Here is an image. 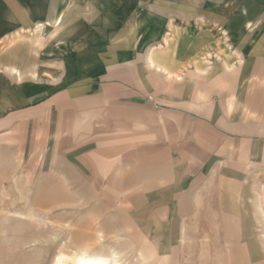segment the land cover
Returning <instances> with one entry per match:
<instances>
[{"label":"rangeland","instance_id":"rangeland-1","mask_svg":"<svg viewBox=\"0 0 264 264\" xmlns=\"http://www.w3.org/2000/svg\"><path fill=\"white\" fill-rule=\"evenodd\" d=\"M166 1L159 0L157 14L142 11L135 35L118 38L119 46H111L112 52L106 47L103 54L110 68L97 75L104 84L119 83L114 88L125 102L124 122L112 116L95 121L94 141L81 146L77 134L65 131V118L52 109L47 116L44 107L34 109L39 100L23 102L15 107L19 110L0 117V264H198L201 259L213 264L219 237L223 244L231 237L253 240L255 254L264 255V213L257 216L262 228H211L208 223L217 216L219 220L221 206L213 189L229 188L230 183L214 180L212 172L207 179H198L203 167L190 170L186 162L191 161L182 160V148L199 142L198 130H193L198 127L196 119L211 120L193 114L195 109L214 112L224 91H235L233 81L221 85V75L235 76L234 62H224L221 56L227 53L214 54L213 33L206 34L213 29L221 34H229L228 29L248 32L253 2L172 0L171 19ZM223 40L230 43L229 35ZM176 102H191L195 108L181 112L161 107ZM141 163L142 188L150 179L178 180V187L172 189L183 196L184 208L174 218L181 228H170L168 236L164 228L155 229L168 215L147 213L134 223L133 197L127 201L118 196L122 189L116 177L118 164L128 169ZM151 165L153 173H149ZM262 184L255 182L259 190ZM133 185L134 181L126 191L133 192L129 190ZM242 187L247 185L243 182ZM261 199L256 208L263 205ZM197 208L200 228L191 229L188 223L197 218ZM151 224L156 227H141ZM216 248L220 256V246ZM229 248L223 246L225 254Z\"/></svg>","mask_w":264,"mask_h":264},{"label":"crops","instance_id":"crops-1","mask_svg":"<svg viewBox=\"0 0 264 264\" xmlns=\"http://www.w3.org/2000/svg\"><path fill=\"white\" fill-rule=\"evenodd\" d=\"M251 2L254 15L247 20L248 32L228 29L229 34H221V30L213 29L206 34L213 33L214 41L210 45L213 53H227L221 56L224 62H234L231 69L235 68V76L221 75V85L226 87V82L233 81L235 91H224L220 104L215 102L219 108L212 105L214 112L210 108L205 113L200 108L195 109L193 114L211 120L197 118L198 127L193 130H198L196 140L199 142L197 145L190 142L182 148L185 152L182 160L191 161L186 162V168L203 167L198 179H207V174L212 172L214 180L230 183L229 188L213 189L215 196H220L221 205L219 220L217 216L208 223L213 229L262 228L257 216L259 212L264 213V184L259 190L255 182H264V0ZM159 3V0H0V117L8 110H19L15 107L23 106V102L39 100L34 109L39 111L44 107L45 116L49 114L47 110L52 109L57 117L65 118V131L77 134L75 139L81 146L94 141L95 121L101 123L112 116L117 122L120 119L124 122L125 102L117 98L114 88L119 83L104 84L97 74L110 68L108 58L104 57L106 47L112 52L111 46H119L118 38L134 36L142 11L157 14ZM166 4L172 19L173 1L167 0ZM142 6L146 7L142 10ZM226 35L230 43L223 40ZM224 68L225 64L223 74ZM112 84L113 95L109 93ZM30 85L35 89L31 91ZM164 105L161 107L181 112L195 108L191 102ZM24 109L21 108V112H30ZM123 165L118 164L116 172L122 187L118 196L127 201L133 197V222L140 223L147 213L154 216L157 212L173 218L160 221L161 226L155 229L164 228L168 236L170 228H181L180 221L176 226L174 218L184 208L183 196L172 189L178 187V180L174 176L163 181L150 179V184L142 188L139 181L142 163L128 169ZM152 165L149 173H153ZM182 171L183 167L178 174ZM125 181H131L130 187L134 181L129 189L133 192L126 191ZM243 182L246 188L242 187ZM259 197L263 204L260 209L255 204ZM196 217L189 221V228H200L199 210ZM151 225L153 227H141H156V224ZM219 238L215 245L220 246V256L215 247L213 264H264V255L255 254L253 240L231 237L228 244L226 241L223 244ZM223 246H230L229 255L225 254ZM204 261L198 260V264H205Z\"/></svg>","mask_w":264,"mask_h":264},{"label":"trees","instance_id":"trees-1","mask_svg":"<svg viewBox=\"0 0 264 264\" xmlns=\"http://www.w3.org/2000/svg\"><path fill=\"white\" fill-rule=\"evenodd\" d=\"M161 106H165L164 104H162Z\"/></svg>","mask_w":264,"mask_h":264}]
</instances>
